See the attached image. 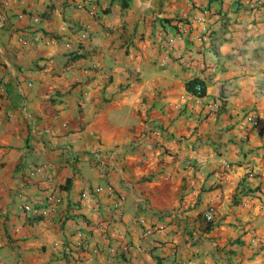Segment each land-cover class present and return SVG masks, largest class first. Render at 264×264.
<instances>
[{"label": "crops", "instance_id": "obj_1", "mask_svg": "<svg viewBox=\"0 0 264 264\" xmlns=\"http://www.w3.org/2000/svg\"><path fill=\"white\" fill-rule=\"evenodd\" d=\"M88 1L0 0V264H264V210L241 204L264 192V0ZM202 6L210 41L170 44ZM194 78L219 113L181 99ZM53 195L52 222L24 212Z\"/></svg>", "mask_w": 264, "mask_h": 264}, {"label": "built area", "instance_id": "obj_2", "mask_svg": "<svg viewBox=\"0 0 264 264\" xmlns=\"http://www.w3.org/2000/svg\"><path fill=\"white\" fill-rule=\"evenodd\" d=\"M89 14L92 16L97 15V7L96 4L92 1H88L87 3ZM20 17H29L34 25H37L40 22V17L33 16L31 14H21ZM216 23V14L212 11V9L208 6H202L200 7L199 11L196 14L184 16V19L180 21L177 25V31L169 40L170 44H173L176 42V40L180 39L184 36H189L192 38L194 42H197L199 44H206L210 41L212 36V31L214 30V25ZM79 36L81 39L87 40L90 38V32L87 27H83L78 30ZM62 32L65 33L66 42L65 46L68 50H73L75 45L74 41L72 39V35L68 34V27L64 26L62 28ZM31 38L21 37L20 40L23 43H28L30 40L33 41H39L43 39L44 35L40 34L39 30H33L31 34ZM49 38V37H48ZM51 41L50 38L48 42ZM189 95H182L181 99L186 100L189 98V96H192L193 99L197 104L202 106L205 110L212 114L219 113L223 108V102L220 98L213 99L211 101H206V94L202 93V86L201 84H196L195 91L191 92L189 91ZM177 108H182L181 104H175ZM248 117L252 124L254 126H260L262 125L263 118L261 115H259L257 112H251L248 114ZM157 133H160V130H156ZM47 166L46 165H30L29 168L31 170V175H37L45 170ZM226 167H229V164L226 163ZM256 172L255 170L248 171V177L249 178H256ZM107 191L110 194L115 193V188L112 185L107 186H98L96 188V191ZM83 199H88L90 197L89 193H84L82 195ZM118 197L124 198L123 196L118 194ZM241 201V204L243 207H253L258 203V206L260 209L264 210V192H256L254 194H248ZM63 203V198L61 196H50L49 201L40 204V203H32L28 202L25 203L22 208L27 216L31 218H40V219H49V222H52L50 217L53 214H57L60 209L61 205ZM215 214V207L210 206L207 210L206 219L212 220ZM142 224L145 223V219L140 220ZM146 234H152L153 229L152 228H146L145 230ZM80 245L84 246L85 248L89 247V240L87 238H83L80 242ZM124 251L128 250V246H124L122 248ZM111 251L113 253L117 252V248L112 247Z\"/></svg>", "mask_w": 264, "mask_h": 264}, {"label": "trees", "instance_id": "obj_3", "mask_svg": "<svg viewBox=\"0 0 264 264\" xmlns=\"http://www.w3.org/2000/svg\"><path fill=\"white\" fill-rule=\"evenodd\" d=\"M196 84H201V86H202V93L203 94H206V88H207L206 87V84L202 80H200L198 78H194V79L189 80L187 82V88H188V90L191 91V92H194L195 91Z\"/></svg>", "mask_w": 264, "mask_h": 264}]
</instances>
